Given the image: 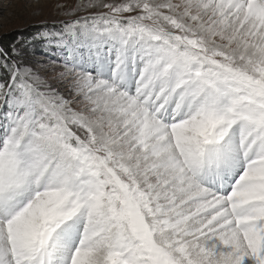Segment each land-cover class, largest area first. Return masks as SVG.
I'll list each match as a JSON object with an SVG mask.
<instances>
[{
  "label": "snow or ice",
  "instance_id": "obj_1",
  "mask_svg": "<svg viewBox=\"0 0 264 264\" xmlns=\"http://www.w3.org/2000/svg\"><path fill=\"white\" fill-rule=\"evenodd\" d=\"M63 15L0 48V264H264V0Z\"/></svg>",
  "mask_w": 264,
  "mask_h": 264
},
{
  "label": "rangeland",
  "instance_id": "obj_2",
  "mask_svg": "<svg viewBox=\"0 0 264 264\" xmlns=\"http://www.w3.org/2000/svg\"><path fill=\"white\" fill-rule=\"evenodd\" d=\"M104 2L118 3L121 0H104ZM83 3H87V0H46L42 11L37 13L35 5L26 6L24 0H0V38L15 37L14 45L24 46V58L28 62L43 61L50 64L55 56L50 55L41 42L34 41V36L46 27L53 26L54 22L74 18L63 13L76 9L78 4ZM86 11L95 12L97 9ZM84 14H86L84 11L75 13L77 16Z\"/></svg>",
  "mask_w": 264,
  "mask_h": 264
},
{
  "label": "trees",
  "instance_id": "obj_3",
  "mask_svg": "<svg viewBox=\"0 0 264 264\" xmlns=\"http://www.w3.org/2000/svg\"><path fill=\"white\" fill-rule=\"evenodd\" d=\"M16 42L15 37H1L0 38V48L5 49V50H9L11 48L12 45H14Z\"/></svg>",
  "mask_w": 264,
  "mask_h": 264
}]
</instances>
